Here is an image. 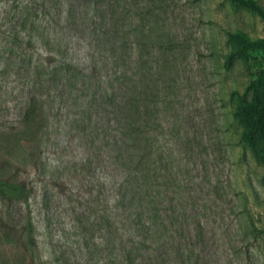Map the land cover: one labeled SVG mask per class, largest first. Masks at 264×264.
<instances>
[{"label": "rangeland", "instance_id": "rangeland-1", "mask_svg": "<svg viewBox=\"0 0 264 264\" xmlns=\"http://www.w3.org/2000/svg\"><path fill=\"white\" fill-rule=\"evenodd\" d=\"M255 1L264 10V0ZM121 6L134 25L140 66L161 100L155 110L161 151L155 144L150 164L153 210L168 220L164 241L192 249L186 264H264V166L244 148L234 117L257 68L253 60L230 69L224 63L228 34L263 38L264 19L229 0H122ZM12 79L5 77L0 97V134L17 126L23 105ZM60 159L70 176L44 177L40 164L52 168ZM86 159L85 142L73 133L54 152L25 148L24 164L6 165L5 178L24 182L28 198L0 196V264H102L101 173Z\"/></svg>", "mask_w": 264, "mask_h": 264}, {"label": "trees", "instance_id": "trees-1", "mask_svg": "<svg viewBox=\"0 0 264 264\" xmlns=\"http://www.w3.org/2000/svg\"><path fill=\"white\" fill-rule=\"evenodd\" d=\"M229 1L264 19L255 0ZM0 3V97L9 75L23 104L17 126L0 134V196L27 200L24 182L3 173L10 161L24 164L25 148L54 152L75 133L85 142L84 165H97L101 173L102 264H186L192 249L164 241L167 217L153 210L150 159L155 144L159 150L155 110L161 100L140 66L134 25L123 14L122 0ZM228 40L225 68L250 60L257 68L237 97L234 117L244 148L264 166V37L235 31ZM62 162L52 168L40 164L44 177L67 179L70 166ZM157 176L163 195L166 177L161 170ZM26 226L32 240V223ZM160 247L161 254L155 252Z\"/></svg>", "mask_w": 264, "mask_h": 264}]
</instances>
